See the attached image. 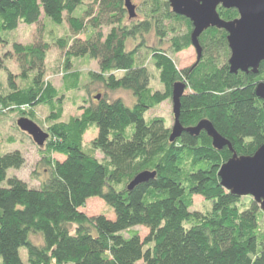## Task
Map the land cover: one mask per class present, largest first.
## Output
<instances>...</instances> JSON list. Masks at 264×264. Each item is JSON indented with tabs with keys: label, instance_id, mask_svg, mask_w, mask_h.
<instances>
[{
	"label": "trees",
	"instance_id": "trees-1",
	"mask_svg": "<svg viewBox=\"0 0 264 264\" xmlns=\"http://www.w3.org/2000/svg\"><path fill=\"white\" fill-rule=\"evenodd\" d=\"M131 2L137 9L133 18L125 0H0V35L41 18L55 26L66 21L70 33L44 41L43 21L39 41L13 43L7 53L19 73L8 77L7 93L0 95V116L47 108L49 141L37 185L7 178L9 169L25 164L20 151L0 153V264H264V212L252 197L243 201L224 189L217 175L233 153L250 156L264 142V100L255 94L256 84L264 82V61L257 74L230 73L227 33L208 28L198 37V62L178 69L170 54L194 49L190 20L175 14L168 0ZM217 12L227 21L238 17L234 8ZM104 26L110 27L107 33ZM151 33L158 44L168 39V48L148 45ZM51 45L63 53L60 89L45 79ZM78 58L98 60L99 72H88L90 81L130 91L133 104L94 97L78 115L64 119L65 93L85 86L72 68ZM151 67L160 88L151 85ZM178 82L185 85L181 125L208 120L232 151L214 148L204 131L170 141L172 126L162 117L145 118L148 110L171 102ZM89 132L94 136L86 142ZM142 171L155 176L129 189ZM195 195L209 207L193 210ZM91 198L103 201L114 217L85 214ZM134 227L148 231L142 237Z\"/></svg>",
	"mask_w": 264,
	"mask_h": 264
},
{
	"label": "rangeland",
	"instance_id": "rangeland-1",
	"mask_svg": "<svg viewBox=\"0 0 264 264\" xmlns=\"http://www.w3.org/2000/svg\"><path fill=\"white\" fill-rule=\"evenodd\" d=\"M133 3V2H132ZM135 2L133 5L135 6ZM84 5H80L75 10V15H79L82 11ZM135 13L137 15V9L135 7ZM137 18V17H136ZM43 21L41 18L40 22L35 25H25L20 24L18 28L14 31L3 32L0 35V95H4L8 90V77L12 75H17L19 73V68L15 57L7 53L11 51L13 43L28 44L34 41H39L41 39V32L43 29ZM45 27L47 28V33L43 32L44 41L52 42L56 38H68L70 36L68 25L66 21L60 26H55L49 21H44ZM110 27H102V31L107 33ZM147 44L150 46H159L160 48H168V39L158 44V40L153 33L146 35ZM139 42L138 39L128 42V48L131 49ZM141 55H144V50H140ZM173 58L178 69L190 66L194 63L196 58V53L192 47H189L175 55L170 54ZM73 69H77L81 72V84L84 86L81 89L65 93L64 95V119H67L70 115H78L79 107L83 105H88L90 102H95L93 99L95 96L99 95L105 97L108 100H113L115 98H121L127 105L133 104V96L130 91L125 89L109 90L104 87L102 82L94 78L90 81L88 72H99V61L91 58H78L73 61ZM153 72V77L151 85L154 88H160L157 80V73L151 67ZM45 79L50 81L56 88L60 89L62 84V76L64 74V58L63 53L56 48L54 45L49 47L45 61ZM87 88V91H86ZM24 114V113H23ZM26 114V115H25ZM24 115H17L16 112H10L8 114L0 116V153H7L18 150L25 157V164L19 169H9L7 171V178L16 176L17 178L28 182L31 185H37L38 177H42L45 173V167L39 164L42 158V152L48 144L49 136L44 141L43 146L38 147L32 140V138L25 132L17 129L16 121L19 117L32 118V120L47 134L48 122L46 117L48 115V110L45 107L37 106L36 108L27 110ZM162 117L165 121V126L171 127L173 125V115H172V105L170 101H164L161 104L153 107L145 113V118L150 117ZM94 136V133H87L85 135V141L89 142ZM54 158L62 160V157L56 154L52 155ZM96 156L101 159L103 157L102 153L97 150ZM37 172V173H35ZM247 197L244 196L243 201H247ZM251 198V197H249ZM209 207V203L204 202L201 196L195 195L193 197V210H205ZM82 211L87 215H97L100 213L105 214L109 218H113V213L108 208L103 201L97 198L89 199ZM140 231V235L143 237L147 233V229L143 227H134ZM20 257L23 262H26L27 254L24 248L19 250Z\"/></svg>",
	"mask_w": 264,
	"mask_h": 264
},
{
	"label": "water",
	"instance_id": "water-1",
	"mask_svg": "<svg viewBox=\"0 0 264 264\" xmlns=\"http://www.w3.org/2000/svg\"><path fill=\"white\" fill-rule=\"evenodd\" d=\"M171 10L188 18L192 24L191 44L195 49L196 59L201 57L198 42L200 34L208 28L222 29L227 33L226 40L230 51L228 66L230 73H258L259 65L264 61V0H168ZM234 8L238 17L233 20L222 19L217 8ZM129 17H135V6L131 0H125ZM185 85L175 83L172 89V115L170 141H174L183 132L197 136L204 131L211 139L212 146L218 150L231 146L212 126L208 120H201L193 127H183L179 121L180 99ZM255 94L264 100V82L259 81ZM99 99V95L95 96ZM18 128L27 133L33 142L41 147L48 138L32 120L21 117L16 121ZM220 185L235 196H250L260 205L264 212V142L250 156H238L235 153L223 163L217 172ZM155 172L142 171L128 185L134 186L153 179Z\"/></svg>",
	"mask_w": 264,
	"mask_h": 264
},
{
	"label": "flooded vegetation",
	"instance_id": "flooded-vegetation-1",
	"mask_svg": "<svg viewBox=\"0 0 264 264\" xmlns=\"http://www.w3.org/2000/svg\"><path fill=\"white\" fill-rule=\"evenodd\" d=\"M207 30V29H206ZM196 62H198V60L195 58V61H194V63H196Z\"/></svg>",
	"mask_w": 264,
	"mask_h": 264
}]
</instances>
